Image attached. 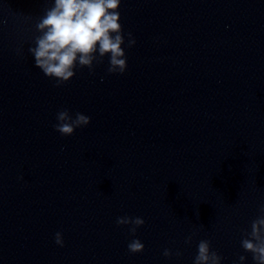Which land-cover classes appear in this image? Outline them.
<instances>
[{
  "label": "clouds",
  "instance_id": "clouds-1",
  "mask_svg": "<svg viewBox=\"0 0 264 264\" xmlns=\"http://www.w3.org/2000/svg\"><path fill=\"white\" fill-rule=\"evenodd\" d=\"M47 3V0H46ZM121 0H52L44 14L36 22L39 35L33 38L34 46L28 52L34 57V66L43 74L55 80V87H61L76 75L77 68H88L95 74L98 65L108 58L107 73L123 75L128 67L125 45L132 48L137 41L131 32L127 40L120 23ZM6 22V21H5ZM91 117L67 108L56 113L53 128L61 136H71L76 129L88 126ZM19 179L23 180V177ZM145 220L140 216H121L116 218L118 226H129L128 231L134 237L127 245L130 254L144 251V244L135 238L137 229ZM201 229L204 228L200 225ZM197 232L185 238V244H191ZM54 242L64 247L63 233L54 234ZM243 253L251 255L253 264H264V203L259 214L251 221L250 231L245 230L240 240ZM163 256L180 257L182 252L163 250ZM223 257L211 247V241L199 240L197 254L193 264H222ZM247 256L239 254L233 264H245Z\"/></svg>",
  "mask_w": 264,
  "mask_h": 264
}]
</instances>
